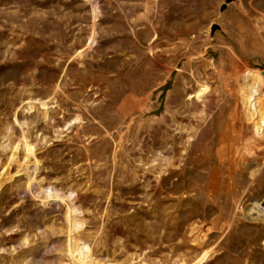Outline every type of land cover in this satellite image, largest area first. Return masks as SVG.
I'll list each match as a JSON object with an SVG mask.
<instances>
[{"label":"rangeland","instance_id":"374dc122","mask_svg":"<svg viewBox=\"0 0 264 264\" xmlns=\"http://www.w3.org/2000/svg\"><path fill=\"white\" fill-rule=\"evenodd\" d=\"M225 1L0 0V264H264V0Z\"/></svg>","mask_w":264,"mask_h":264},{"label":"bare ground","instance_id":"6f19581e","mask_svg":"<svg viewBox=\"0 0 264 264\" xmlns=\"http://www.w3.org/2000/svg\"><path fill=\"white\" fill-rule=\"evenodd\" d=\"M50 103H51L50 101H45V102L42 103V106L48 107V105ZM33 108H34L33 104L30 103V104L27 105V109L31 110ZM17 118L19 120V123L22 120L25 119V117H18V116H17ZM22 123L24 124V122H22ZM23 124H22V127L24 126ZM22 127L20 128L21 130H23ZM26 146H28V143H26ZM34 164H35V169H37L38 165L36 163H34ZM257 171H259V170H254L253 171V173L251 175L253 178H255L256 175H258ZM30 183H32V182H30ZM30 185H32V184H30ZM71 196H73V194H71V190H70V195H69V193H66L65 191H63L62 189H51V190L47 191V193H46V199L48 201H50V202H60V201H62L63 204L66 206V212H67V215H68L67 220H68L69 228L71 229V232H74V228H75V226H74L75 225L74 224L75 223L74 202L72 201ZM73 241L71 242L72 252L74 251L75 253H77L78 256L80 257L79 258L80 260L84 261V260H86L87 258H89L91 256V254H90V252H91L90 249L91 248L89 249L87 244L78 243V242H74L73 243ZM210 257L211 256L209 255V253L205 252V253L201 254L199 257H197L190 264H206L210 260Z\"/></svg>","mask_w":264,"mask_h":264},{"label":"water","instance_id":"95a60500","mask_svg":"<svg viewBox=\"0 0 264 264\" xmlns=\"http://www.w3.org/2000/svg\"><path fill=\"white\" fill-rule=\"evenodd\" d=\"M234 0H226L225 3L222 4L221 6V11H224L227 7H228V4L232 3ZM217 29H220V26L217 25V24H214L212 26V31H216Z\"/></svg>","mask_w":264,"mask_h":264},{"label":"crops","instance_id":"0c3cea01","mask_svg":"<svg viewBox=\"0 0 264 264\" xmlns=\"http://www.w3.org/2000/svg\"><path fill=\"white\" fill-rule=\"evenodd\" d=\"M256 252L254 251V254H255Z\"/></svg>","mask_w":264,"mask_h":264}]
</instances>
